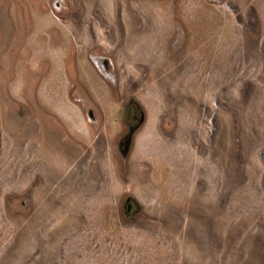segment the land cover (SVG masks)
Instances as JSON below:
<instances>
[{"label":"rangeland","instance_id":"rangeland-1","mask_svg":"<svg viewBox=\"0 0 264 264\" xmlns=\"http://www.w3.org/2000/svg\"><path fill=\"white\" fill-rule=\"evenodd\" d=\"M0 264H264V0H0Z\"/></svg>","mask_w":264,"mask_h":264},{"label":"flooded vegetation","instance_id":"flooded-vegetation-1","mask_svg":"<svg viewBox=\"0 0 264 264\" xmlns=\"http://www.w3.org/2000/svg\"><path fill=\"white\" fill-rule=\"evenodd\" d=\"M125 120L128 126V133L126 137H131L133 133L136 131L137 127L142 121V118H139V115L135 112V103L129 102L128 105L126 106V114H125ZM124 138V139H125ZM126 143V142H125ZM127 205V211H131L133 208V203L131 201H126Z\"/></svg>","mask_w":264,"mask_h":264}]
</instances>
